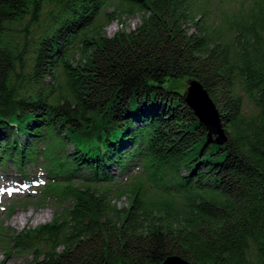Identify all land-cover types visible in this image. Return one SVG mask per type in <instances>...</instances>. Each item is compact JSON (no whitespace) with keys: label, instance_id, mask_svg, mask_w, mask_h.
I'll list each match as a JSON object with an SVG mask.
<instances>
[{"label":"trees","instance_id":"16d2710c","mask_svg":"<svg viewBox=\"0 0 264 264\" xmlns=\"http://www.w3.org/2000/svg\"><path fill=\"white\" fill-rule=\"evenodd\" d=\"M193 2L120 0L107 22L137 11L139 24L87 36L108 0H0V167L23 176L41 158L70 201L11 236L27 264H264V0H239L223 29ZM189 79L222 143L185 101ZM117 180L120 208L105 197Z\"/></svg>","mask_w":264,"mask_h":264},{"label":"rangeland","instance_id":"374dc122","mask_svg":"<svg viewBox=\"0 0 264 264\" xmlns=\"http://www.w3.org/2000/svg\"><path fill=\"white\" fill-rule=\"evenodd\" d=\"M119 2L120 0H108L107 5L99 11L93 23L86 29L87 36L96 32L98 28L102 30L101 33L110 36L116 30L127 32L139 24L141 14L137 11L134 14L124 13L120 19H116L115 17L107 22V13L113 11ZM193 5L194 11L202 12L206 10L208 12L205 18L197 15V17L201 18L200 22L205 23L207 26L219 25L223 29L226 26L224 19L237 10L239 0H194ZM70 53L74 56L73 62H76L79 57L78 46L73 47ZM53 75L56 77L54 78ZM61 77L58 70H54L52 75L45 77V83L50 82L55 85L57 80L61 81ZM180 83H182L183 88L186 90L188 86L187 80ZM244 100V109H247L250 103H248L245 96ZM20 138L22 141L24 140L23 136ZM41 146L42 144L40 143L39 147ZM67 148L71 149V145H68ZM38 160L41 161V158ZM39 161L34 164H27L24 169L26 175L23 176L18 173L15 164L10 165L11 162L7 163L4 168L0 167V225L3 228L0 234V262L2 264H27L32 257V250H20L17 245L13 249L14 242L11 236L49 222L57 215L59 210L70 204L69 200L61 201L60 198L54 195L53 190L47 188L46 183L48 184L50 181L49 176L45 173ZM140 169L141 166L134 167L129 175L138 174ZM126 183L128 182L117 180L112 185L113 188L105 194L107 201L110 204H114L117 208L124 207L129 202L127 194L118 195L117 193L120 191L118 187ZM145 191L147 193L144 199L147 204L150 201L158 202V198L154 193L159 190H154V186H152L149 189L146 188ZM44 195L48 196L43 197ZM22 213H29L25 221L11 222L14 215ZM7 234L8 236L10 235L9 239Z\"/></svg>","mask_w":264,"mask_h":264},{"label":"water","instance_id":"95a60500","mask_svg":"<svg viewBox=\"0 0 264 264\" xmlns=\"http://www.w3.org/2000/svg\"><path fill=\"white\" fill-rule=\"evenodd\" d=\"M188 86L184 92L185 101L194 110L195 114L208 129L210 140L222 143L225 133L222 129L217 110L200 83L194 79L187 80ZM163 264H186L182 259L172 256L168 257Z\"/></svg>","mask_w":264,"mask_h":264},{"label":"bare ground","instance_id":"6f19581e","mask_svg":"<svg viewBox=\"0 0 264 264\" xmlns=\"http://www.w3.org/2000/svg\"><path fill=\"white\" fill-rule=\"evenodd\" d=\"M27 216H29V213L16 214L12 217L11 222L17 223L19 221H23V220L25 221ZM40 216H42V215H40Z\"/></svg>","mask_w":264,"mask_h":264}]
</instances>
